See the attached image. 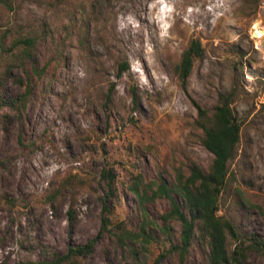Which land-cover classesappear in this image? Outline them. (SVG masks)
<instances>
[{"label":"rangeland","instance_id":"1","mask_svg":"<svg viewBox=\"0 0 264 264\" xmlns=\"http://www.w3.org/2000/svg\"><path fill=\"white\" fill-rule=\"evenodd\" d=\"M0 16V36L35 38L33 62L47 67L24 111L0 107V264L50 262L96 238L104 171L116 177L113 229L140 230L143 208L162 225L171 201L153 193L192 164L209 171L196 106L211 114L221 94H233L242 132L219 215L241 238H264V0H13ZM195 40L204 57L187 94L177 68ZM121 63L129 70L119 77ZM20 75L9 73L4 96L23 91ZM137 182L148 192L142 206ZM153 232L141 260L180 264L171 250L180 223ZM208 252L198 240L185 264H208ZM79 264L136 263L104 232Z\"/></svg>","mask_w":264,"mask_h":264},{"label":"trees","instance_id":"2","mask_svg":"<svg viewBox=\"0 0 264 264\" xmlns=\"http://www.w3.org/2000/svg\"><path fill=\"white\" fill-rule=\"evenodd\" d=\"M13 0H0V15L4 8L12 5ZM1 17V16H0ZM10 32L0 36V107H8L24 111L30 98L37 89L47 67L39 68L33 58L37 49V40L29 36L10 38ZM204 57V49L200 41L195 40L184 52L177 68L178 80L182 89L189 93V79L197 60ZM18 69L21 75L17 79L23 89L17 96L8 98L3 94L4 83L9 73ZM129 70L127 63H121L118 76L122 77ZM138 98L134 95V104ZM233 94H221L212 113L197 105L199 125L204 132L203 146L213 154V163L209 171H203L192 164L189 175L180 174L175 184L162 182L152 201L167 198L171 201L170 210L161 216L162 225L153 221L143 208V220L140 230L132 231L121 225L113 229L111 222L112 208L108 205L116 198V177L111 171L103 172L108 192L103 200V217L100 234L84 245H70L65 254L50 262H25L19 264H79L89 257L96 243L104 232L113 233L121 251H128L136 264H145L140 256L158 237L154 229L167 233L169 223L176 221L181 225L179 241L171 244V250L179 255L180 264H185L192 246L198 241L208 244V264H247L251 254L264 258V238L251 234L241 238L235 224L219 215L220 197L225 190L230 176V166L238 155L242 126L232 110ZM130 189L136 194L140 205L147 201L148 192L139 187V182ZM150 230V231H149ZM159 261L157 262V264Z\"/></svg>","mask_w":264,"mask_h":264},{"label":"bare ground","instance_id":"3","mask_svg":"<svg viewBox=\"0 0 264 264\" xmlns=\"http://www.w3.org/2000/svg\"><path fill=\"white\" fill-rule=\"evenodd\" d=\"M257 34L259 35V34H260V32H257Z\"/></svg>","mask_w":264,"mask_h":264}]
</instances>
